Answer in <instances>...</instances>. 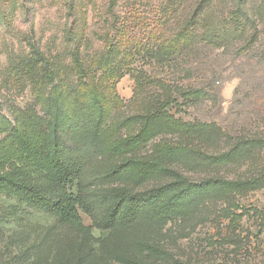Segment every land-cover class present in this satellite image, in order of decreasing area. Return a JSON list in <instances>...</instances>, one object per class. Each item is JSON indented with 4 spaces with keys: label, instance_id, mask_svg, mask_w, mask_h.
Returning a JSON list of instances; mask_svg holds the SVG:
<instances>
[{
    "label": "rangeland",
    "instance_id": "1",
    "mask_svg": "<svg viewBox=\"0 0 264 264\" xmlns=\"http://www.w3.org/2000/svg\"><path fill=\"white\" fill-rule=\"evenodd\" d=\"M68 2L74 4L72 10ZM229 3L0 0V111L14 120V109L35 105L31 80L19 74L23 68L21 60L30 53V42L46 54L54 70L63 67L66 72H73L74 78L73 48L81 46L88 59L89 54L104 50L100 36L114 33L116 25L118 28L129 23L140 35L159 23L172 33L191 17H198L192 19L196 22L193 42L175 57L172 68L144 64L143 59L137 58L134 65L145 84L138 89L129 74L119 81L117 90L124 106L115 110L110 121L117 123L129 115L144 114L166 97L203 88L207 97L173 112L188 122L212 123V131L204 136L186 131L163 133L128 156L151 159L161 140L179 142L198 152L219 153L230 150L240 140L264 138V0H248L257 28L244 35L228 32L237 25L229 22ZM227 33L230 39H216ZM249 40L253 41L252 46L241 51ZM154 79L162 83H155ZM128 131L136 133L138 126L121 128L117 137H125ZM123 158H107L100 164L117 163ZM167 166L169 173L155 175L141 184L120 185L139 191L173 180L179 174L192 180L218 176L255 183L209 202L195 215L178 218L163 228L144 223L114 231L93 228L95 239L62 223L55 215L20 204L15 197L0 192V264L25 258L42 264H120L109 255V245L140 261L159 264H176L177 260L264 264V146L231 164L213 165L196 156L169 161ZM232 212L236 217H232ZM79 214L85 225L91 224L87 214ZM134 241L160 246L170 255L159 258L138 253Z\"/></svg>",
    "mask_w": 264,
    "mask_h": 264
},
{
    "label": "trees",
    "instance_id": "2",
    "mask_svg": "<svg viewBox=\"0 0 264 264\" xmlns=\"http://www.w3.org/2000/svg\"><path fill=\"white\" fill-rule=\"evenodd\" d=\"M226 1L231 3L229 22H237L228 32L244 35L257 28L248 0ZM68 4L72 10L74 4ZM192 19L198 17H191L172 33L159 23L140 35L129 23L118 28L116 25L114 33L100 36L104 50L89 54L88 59L81 46L73 48L74 78L73 72H66L63 67L54 70L46 54L30 42V53L21 58L23 68L19 74L31 80L35 105L14 109V120L0 111V192L15 197L20 204L55 215L62 223L93 239V228L114 231L141 223L163 228L178 218L195 215L209 202L255 183L218 176L192 180L179 174L173 180L139 191L120 185L141 184L155 175L169 173V161L201 156L210 164L225 165L244 160L251 150L264 146V138H253L238 141L228 151L211 153L161 140L151 159L128 156L163 133L186 131L204 136L212 131V123L188 122L173 112L207 97L203 88L166 97L144 114L129 115L117 123L110 121L115 110L124 106L117 90L119 81L129 74L138 89L145 84L134 65L137 58L143 59L144 64L172 68L175 57L194 40L196 22ZM216 39L230 38L227 33ZM252 44L249 40L241 51ZM134 125L138 126L136 133L128 131L125 137H117L121 128ZM115 157L124 158L117 163L100 164L101 160ZM79 211L89 216L90 225L82 222ZM134 248L138 253L159 258L170 255L146 241H134ZM108 253L120 264H159L140 261L114 245L108 246ZM12 264L42 262L25 258ZM176 264L229 263L177 260Z\"/></svg>",
    "mask_w": 264,
    "mask_h": 264
}]
</instances>
